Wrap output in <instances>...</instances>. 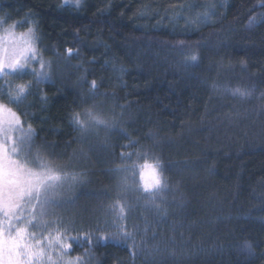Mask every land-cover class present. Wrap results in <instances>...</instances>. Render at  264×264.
<instances>
[{"label": "trees", "instance_id": "1", "mask_svg": "<svg viewBox=\"0 0 264 264\" xmlns=\"http://www.w3.org/2000/svg\"><path fill=\"white\" fill-rule=\"evenodd\" d=\"M0 18L37 33L0 102L31 124L35 150L83 177L49 218L73 238L68 258L264 264V0H0ZM85 110L115 127L78 131ZM152 157L167 183L154 197L137 176Z\"/></svg>", "mask_w": 264, "mask_h": 264}, {"label": "snow or ice", "instance_id": "2", "mask_svg": "<svg viewBox=\"0 0 264 264\" xmlns=\"http://www.w3.org/2000/svg\"><path fill=\"white\" fill-rule=\"evenodd\" d=\"M14 29V24L4 29L9 47L4 46L5 37L0 36V75L5 77L11 73H22L35 55L31 40L34 29L30 28L28 34L18 37ZM71 51L67 50L69 54ZM188 58L197 60L195 54ZM44 67L40 62V69ZM40 75L47 78L48 73L41 71ZM91 87L95 89V81ZM27 90L28 85L25 84L10 89L9 103L19 102ZM237 93L248 95L240 89L233 94ZM72 122L82 133L101 126L105 130L115 127L114 121L91 110H85L83 120L80 113H75ZM34 138L35 130L31 124H26L8 104L0 102V264H56L57 261L79 264V257L68 258L73 238L66 235V230L61 231L62 223L49 222V218L55 215L54 209L65 203L62 199L65 186L82 182L83 177L76 173L69 175L35 150ZM152 159L154 163L146 162L140 166L139 177L140 187L154 197L167 187V183L163 179L159 158ZM123 171L135 173L136 169L133 166ZM122 185L128 187L127 176L122 178ZM112 207L123 214L124 207L119 205V201ZM124 238H128L127 235ZM53 252L58 253L55 259Z\"/></svg>", "mask_w": 264, "mask_h": 264}, {"label": "rangeland", "instance_id": "3", "mask_svg": "<svg viewBox=\"0 0 264 264\" xmlns=\"http://www.w3.org/2000/svg\"><path fill=\"white\" fill-rule=\"evenodd\" d=\"M64 1L67 2V3H70L72 5H75V6H80V4L82 3L83 0H79V3L78 4H77V0H64ZM10 25H13V24H8L4 20H3V23L0 24V36H4L5 37V41H4V46L5 47H9V45H8V41H7V34L4 32V29H7ZM14 25H15L14 32H15V34H16L17 37L20 34H28V30L30 28L29 29H26V30H21L18 25H16V24H14ZM31 28L34 29V32L31 35V40H32V46L35 48V53H36V38H37V33H36L35 28H33V27H31ZM29 55L31 56L32 54L30 53ZM0 77H2V75H0ZM139 170L137 172V174H138L137 176H138V180H139L140 184H142V182L140 181V177H139Z\"/></svg>", "mask_w": 264, "mask_h": 264}]
</instances>
